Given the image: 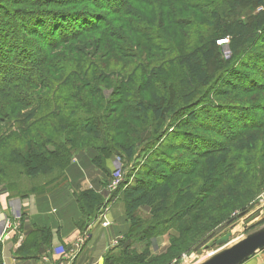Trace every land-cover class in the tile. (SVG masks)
<instances>
[{"label": "trees", "instance_id": "obj_1", "mask_svg": "<svg viewBox=\"0 0 264 264\" xmlns=\"http://www.w3.org/2000/svg\"><path fill=\"white\" fill-rule=\"evenodd\" d=\"M185 1L166 0L165 19L155 24L157 27L155 30H151L149 26L145 27L144 35H137L139 30L132 22L133 18L141 16V12L135 14L130 7L146 2L150 4L153 2L155 6L156 0H105V4L99 0L91 2L93 7L109 15L107 18L104 14L94 13L88 9L64 10L68 8L67 5L56 8L54 4L43 3L34 11L24 10V15L20 18L22 22L18 26L15 24L9 28L0 25L3 27H0V100L11 101L15 105V110L23 111L36 107L39 111H46L51 117L52 127L46 123L47 118L37 120L36 124L32 120H25L20 122L17 131L8 137L0 138V192L3 194L19 198L30 194L39 195L36 190L30 194H23L25 182L30 183L33 178L54 176L57 173L65 174L64 182L67 184V174L74 166L71 163L72 154L88 150L95 153L92 158L94 166L100 169L103 175H107L106 161L112 156L118 155L128 163L135 156L132 144L136 135L140 137L141 134L138 128L133 127L131 130L127 126L128 120L132 119L131 115L151 116L153 135L149 133L147 140L150 142L144 147L146 155L152 158L151 163L157 168H147L144 172L146 179L137 180L138 184L132 186L126 193V221L129 228L125 239L119 242V252L106 256L105 264H156L159 258H152L154 256L150 244L146 245L145 251L138 254L132 250L133 239L145 241L147 237L158 238L171 230V223L176 224V226L173 224L172 228L178 230L180 228L183 238L190 237L193 228L188 225L209 215L210 209H207V205L214 203L215 200L219 202L224 200L221 205L231 202L230 211H226L228 213L216 221V224L218 222L219 224L214 229H211L214 225H208L209 229L201 235L202 240L189 249L199 250L214 240L225 228L233 226L242 216L249 214L255 205L254 200L264 190V166L261 167V164L264 165V95L255 98L259 102L255 100L252 104H235L234 107L226 108L228 113H223V106L213 103L206 97L212 92L217 95L222 92L212 89L208 92L207 86L204 85L206 82L203 84L206 86L203 92L201 88L194 86L195 78L203 80L199 77L201 71L196 67L199 62L197 56L199 51L196 49L189 48L185 52L188 54L185 55L172 54L176 60L174 65L181 74L185 71L188 76L181 83L189 89L187 96L189 102L181 108L174 107L179 90L175 89L174 85L165 84L166 88L161 96L153 94V104L145 106L137 102L132 108L134 113H127V107L120 105L118 110L113 112L110 105L116 106L117 102L110 100L104 105L106 100L102 97L101 83L106 82V79H103L105 70L96 67V74H89L81 68L82 61L75 64L72 77H68L74 86L70 93L66 95L62 92L51 96L47 93L41 94L42 89L47 87L46 76L41 72L42 67L54 73L61 70L55 68V56L59 52L54 51L55 48L71 41H86L83 49L91 50L93 57L98 55L102 61L104 55L118 52L113 42H119L121 48H135L137 52L140 43L134 38L146 37L158 47L155 43L160 37L164 40L163 30L171 41L173 40L171 32L180 30L176 14L173 13L176 12L178 16L184 13L180 4ZM208 1L210 5L217 4V0ZM4 2L5 0H0V21L6 20L9 16L10 10L5 11ZM194 5L190 3L187 7L191 8ZM260 6H264L263 0H255V9H259ZM189 8H186L189 12L198 9ZM261 9L264 12V9ZM260 13H257L258 17ZM233 21L234 17L230 20L216 19L218 23L211 36L205 40L204 45L201 44L204 48L203 53L210 52L212 55V52L218 49L217 39L225 35L222 33ZM256 23V29L259 30L257 38L248 40L250 37L236 34L230 45V48L234 49L238 39L241 46L247 41L248 46L245 49L248 50L245 53L249 56L244 63L250 64L249 67L242 68L224 60L219 64V75H222L219 81H224L226 86L231 87L236 93L253 97L255 94H264V56L256 52L258 46L264 49V23L261 19ZM236 25L238 27L240 24ZM164 42L168 45L167 41ZM257 43L259 44L255 47ZM46 49L49 50L47 54L43 53ZM103 49L108 54L99 55ZM254 57L258 58L256 63L253 61ZM212 72H209L212 76H207L211 81L214 77ZM106 85L108 87L117 85L116 90L120 93L123 88L120 83L107 82ZM151 86L150 84L149 87L152 88ZM36 89L40 92L35 93ZM122 96L119 99L126 97L125 94ZM82 98L88 105L98 104L96 108L99 111L94 114L89 110L82 114L81 108L86 110L87 106ZM89 108L95 109L90 106ZM1 111L0 108V116ZM135 120L140 121L139 118ZM166 127L172 128L171 136L174 139L169 145L166 144V150L177 153L178 149H185L195 160H183L180 158L181 155L173 156L157 146L164 139L161 134ZM196 129L205 130L206 134L201 136L194 134L193 130ZM132 133H134L132 140L124 135ZM208 134L214 138H209ZM159 167L168 169L169 173L163 174L158 170ZM252 183L254 187L259 188L257 194L246 191ZM100 184L104 186V181H100ZM230 188L231 190L242 188L241 190L245 189V192L241 193V190L229 192ZM172 197L173 202L170 201ZM76 199L84 214V220L80 223V228L84 231L99 217L105 203L102 196L93 190L80 193ZM141 204L152 209L157 224L139 232L145 223L150 224L152 221L142 222L135 219L134 211L131 209ZM221 205H213L212 210L219 209ZM23 217L22 215L21 221ZM160 218L162 220H159ZM39 231L45 234V231ZM178 241L180 240L175 242ZM32 245L35 243L26 242L23 247Z\"/></svg>", "mask_w": 264, "mask_h": 264}, {"label": "rangeland", "instance_id": "obj_2", "mask_svg": "<svg viewBox=\"0 0 264 264\" xmlns=\"http://www.w3.org/2000/svg\"><path fill=\"white\" fill-rule=\"evenodd\" d=\"M91 2H97V0H5V2L3 3L5 11H10H8L9 16L6 18V20L3 19L2 21H0V25L9 28H12L15 24H17L18 26V24L22 22L20 18L24 15V10L34 11L43 3L54 4L56 5V8H60L59 6L67 5L68 8H64V10H72L74 8H81L82 10L88 9L94 13L104 14L105 18L109 17V15H107L103 11L100 12L98 9L93 7ZM99 2L105 4V0H99ZM155 3V6L153 5V2H151V4L146 2L140 4L138 3L130 7V9L132 8V10L135 12V14L136 12H141V16L133 18L132 21L134 26L139 30L137 35L143 34V32L145 31L144 28L147 26H149L151 30H155V24L165 19L164 7L166 5V0H156ZM190 3L195 4L191 7L192 10L195 7H198V9L190 12L187 11L186 8H189L187 6H189ZM180 5H182L184 9V13L179 14L180 16H178L176 12L173 13L176 14L175 18L176 21L179 22L178 25L180 27V30L171 32L173 37V40L171 41L168 36H165L164 30L162 28L164 40L161 39V37L159 40L157 39L155 45L158 44V47L154 46L152 41L147 40L146 37L134 38L137 42L140 43V45H138L137 47V52L135 51V48H121L122 45L119 42H113V44L116 45L115 48L118 50V52L115 54H108L105 49H103L101 53H99V55H108H104L102 61L100 60L98 55L97 57H93L94 55L91 54V50L83 49L84 42L86 41H71V43H64L58 48L54 49L53 47L52 49H54V51L59 50V52L55 56V68L61 70L54 73L48 71L46 67H42L41 72L46 76L45 81L47 83V87L44 90L42 89L41 94L44 95V93H47L51 96L57 95L58 93L62 92L66 95L70 93L74 86L72 83H70L72 81H69L68 77H72L73 70L75 69V64H77L78 61H82L83 66H81V68L83 69V71H87L89 74H96V67H99L101 69L103 68L105 70V76L103 79H106V82L101 83V86H103L102 97L106 100L104 105L107 102H110V100L117 102L116 106L115 104L110 105L112 106L111 109L113 112L114 110H118L120 105H125V108L127 107V113H131L133 112L132 108L137 102H140L145 106L153 104V94L155 93L158 94L157 96H161L163 91L165 90L164 88H166L165 84H169L168 86L174 85V88L179 90L175 99L174 107H176V109L181 108L184 107L187 102H189V97L187 98V96L189 95V89H186L188 87L183 86L181 83V81L184 78H188V76L187 72L185 73V71L183 72V74H181L177 66L174 65L176 60L174 57H172V54H175V56L185 55L188 54L185 52L189 48H192L193 50L196 49L197 51H199L197 53L199 62L197 63L196 67L201 71L199 77L203 79L201 81L198 78H195L194 86H198L199 88H201V92L205 91L204 89L206 88V86L208 88V92H210V89L222 92L220 95L212 92L206 97H208L213 103L223 106V113H228L226 108L231 106L234 107L235 104H252L253 101H258L255 98L258 95L263 96L264 94H255L254 97L253 95L245 96L242 95V93L239 94L234 92L231 87L226 86L224 81H219L222 76L219 75V64L220 62H222V60H224L226 62L230 61L232 62V64L234 63L233 65L236 64V66H242V68L249 67L250 64L244 63L248 60L249 56L245 53V51L248 50L245 49V47L248 46L247 41H245L246 43L241 46L239 45L241 44L240 39H238L235 43L236 48L234 49H231L230 45H232L233 36L236 34H239L240 36L245 35L247 36V38L250 37L248 40H252L253 37L257 38V36H259V30L256 29V22L261 19L264 23V12H262L263 10L261 9H264V6H260L261 8L259 7V9H255V0H217L216 5L211 4L213 7H211L208 0H186ZM258 12H261L259 14V17L257 14ZM233 17L234 21L232 25H228V28L222 33L225 35L217 39L216 46L218 47V49L215 50L214 53L212 52V55L210 52L203 53L204 48L203 46H201V44L204 45L205 40L209 36H211L212 30L218 23H216V19L219 20L220 18H226V20H230ZM237 23L240 24L238 25V27L236 25ZM2 26L0 27L3 28ZM160 32L162 33V31ZM164 41H167L168 45ZM221 41L223 42L220 43ZM258 44L259 43H257L255 47H257ZM48 51L49 50L46 49L43 53L47 54ZM38 52L42 53L41 51ZM150 52H152V55H150ZM256 52L264 56V49H262V47L258 46ZM202 53L204 55V58H202ZM257 59L258 58L254 57L253 61L256 63ZM67 64H69L68 67L66 66ZM254 66H256V64ZM168 67H170V69ZM62 69H64V71ZM209 72H212L214 74L212 81L211 79L209 80V77L212 76ZM208 75L209 77L207 79ZM48 76H50L51 78L49 79ZM210 81L212 82L211 84H209ZM107 82L108 84H122L123 88L121 90V93L120 91L116 90L117 85L115 87H108L106 85ZM150 84L152 85V88L149 87ZM203 84L206 86H204ZM92 86H94V84H92ZM34 92L39 93L40 90L36 89L34 90ZM123 94H125L126 97L124 99H119L120 97H123ZM0 104V108L2 110V114L0 116V138L8 137L10 136V134L17 131L20 122L25 120H32L33 123L36 124L37 120L41 118H47L46 123L50 128H52L50 125L51 117L47 115L46 111H39L38 109H36V107L24 109L23 111L22 109L15 110V105L11 101L2 102V100H0ZM84 104L87 105L85 106L86 110L79 107L81 108L80 112L82 114H86L85 112L89 110H91L90 112L94 114L95 112L99 111V109L96 108L98 104L93 103L88 105V102L85 99ZM89 106L95 109H90ZM131 117L132 119L128 120L127 126L131 130H133V127L138 128V132L139 134H141L140 137L136 135V139L132 144L134 147L135 156L131 162L128 163L124 158H120V156L114 155L111 157V159L106 161L107 175H103V172L95 167L92 163V158L93 156H95V153L88 150L82 153L72 154L71 163L75 165V168H77L79 174L77 172L70 171L72 177H74V174L76 173L74 177V179H76V185L79 175V178H81L82 180V189L86 191L93 190L95 192H101V196L104 199L105 205L104 208L100 210V215L106 212L105 215L107 216V220L109 221L108 213L110 210H115V212L121 214L122 220H119V222L117 221L118 223L116 225H120L122 229L128 226V223L126 221V193L129 189L132 188V186L138 184L137 180L146 179V177L144 176V172L147 170V168H157L154 164L151 163L152 158H149L146 155V148L144 147L145 144L150 142V140H147L149 138V133L153 135L151 130V126L153 125L151 124V116H141L140 114H138L131 115ZM137 118L140 119L139 122L135 120ZM168 127H166L164 133L161 134V136L164 137L163 141H160L157 146L165 150L168 154H175L177 156L181 155L180 158H182L183 160H195L194 156H192L191 154H187V150L185 149H178L177 153L166 150V144L169 145V143L174 140L171 136V132L173 130H171L172 128L169 129ZM167 129H169L168 132ZM193 131L195 132L194 134H198L199 136H201L202 134H206L204 132L205 130L201 129H196ZM124 135L132 140L134 133ZM211 136L212 135L208 134L209 138H214ZM161 143L165 144H163L164 148ZM239 166L240 165H238V167ZM263 166L264 165L261 164V167ZM158 170L163 174L169 173L168 169L163 167H159ZM30 181V183L25 182L23 194H30L35 190L38 193L43 194V192L51 191L53 189H60L62 187L67 188V184L66 182H64L65 174L61 175L60 173H57L54 176H39L33 178ZM100 181H104V186H101ZM254 182L257 181H253V183ZM253 183L252 186L246 191L257 194L259 192V188L254 187ZM72 185H74V183ZM71 187L74 188V186ZM241 189L242 188H238V190H231L230 188L229 192L235 190L239 191ZM240 192H245V189L243 191L241 190ZM170 201L173 202L174 198L172 197ZM182 201H184V199ZM222 203H224V200L222 202L215 200L214 203L207 205V209H210L209 215H207V217L203 219H198L194 223L188 225L193 228L190 237L183 238L184 235L183 233H180V228L179 230L176 228H172V225L174 223H171V230H169V232H167L166 234L159 236L158 238L149 239V237H147L149 240L147 239L145 241L140 239L138 240L136 238L133 239L132 250H135L136 253L141 254L146 250V245L150 244L151 253L154 256L152 258H159V262L156 264H200L222 249L221 247L213 244V241L215 239L221 238L227 232L232 231L233 235L230 239V244L224 248L233 246L237 242L245 239L248 235L264 227L263 190L260 195H258V197L254 200L253 204L255 205L249 214L238 220L233 226L225 228L224 231H222L214 238V240H211L199 250L189 251V249H191L193 245L202 240L201 238L203 237H201V235H203V233L207 229H209L208 225H214L213 227L211 226V229H214L219 224V222L216 224V221H218L223 215L228 213L226 211H230L229 209L231 208V202L221 205ZM217 204H220L221 207H219V209L212 210V206ZM131 210L134 211L136 220L139 219L142 222L152 220L150 224L148 223L149 225L145 223L144 227H142L141 231L139 232H142L146 228H150V226H155L157 224L156 218L153 217L152 209L146 207L144 204H141L140 206H134ZM259 210L261 211V214L253 221V226L245 229V220ZM20 220L14 222H19ZM159 220H162V218H160ZM109 222L111 226L112 223L111 221ZM110 226H108L107 228H109ZM173 226H176V224H174ZM126 234V230L123 231L120 241L125 239ZM176 240L180 241L175 242ZM88 242L89 239L86 243V246ZM185 243L186 246L184 247ZM243 264H264V250L255 254L252 258H250Z\"/></svg>", "mask_w": 264, "mask_h": 264}, {"label": "crops", "instance_id": "obj_3", "mask_svg": "<svg viewBox=\"0 0 264 264\" xmlns=\"http://www.w3.org/2000/svg\"><path fill=\"white\" fill-rule=\"evenodd\" d=\"M70 171L78 173L75 165ZM74 177L70 172L67 174V188L30 194L21 199L0 192V232L6 220L17 226L0 242V264H57L62 257L59 254L61 249L71 251L82 232L80 223L84 220L76 197L86 191L81 187L79 175L77 185ZM96 193L101 195L100 191ZM18 211L24 216L22 222H14V214ZM108 217L112 225L106 229L100 222L91 226L86 248L70 264H105L106 256L119 252L123 231L127 232L129 227L122 229L116 225L122 216L115 210H110ZM26 242L35 245L24 248Z\"/></svg>", "mask_w": 264, "mask_h": 264}, {"label": "water", "instance_id": "obj_4", "mask_svg": "<svg viewBox=\"0 0 264 264\" xmlns=\"http://www.w3.org/2000/svg\"><path fill=\"white\" fill-rule=\"evenodd\" d=\"M260 214L261 211L259 210L247 218L245 220V229L253 226V221L259 217ZM232 235V231H229L221 238L215 239L213 244L222 249L200 264H243L255 254L264 250V227L248 235L245 239L237 242L233 246L224 248L230 244Z\"/></svg>", "mask_w": 264, "mask_h": 264}, {"label": "built area", "instance_id": "obj_5", "mask_svg": "<svg viewBox=\"0 0 264 264\" xmlns=\"http://www.w3.org/2000/svg\"><path fill=\"white\" fill-rule=\"evenodd\" d=\"M221 43V42H220ZM106 212L102 215H100L95 221L90 224L89 228L82 231L78 238L76 239L73 248L71 251L66 252L64 249H61L59 251V254L62 256L60 262L57 264H70L72 261H74L86 248V243L88 239H90V228L95 223L100 222L103 228H107L110 226V222L107 220V216L105 215ZM22 218V212L18 211L14 214V221H18ZM16 223H11L9 220L5 221V224L2 226V231L0 232V242L6 235V233L10 230L16 229Z\"/></svg>", "mask_w": 264, "mask_h": 264}, {"label": "bare ground", "instance_id": "obj_6", "mask_svg": "<svg viewBox=\"0 0 264 264\" xmlns=\"http://www.w3.org/2000/svg\"><path fill=\"white\" fill-rule=\"evenodd\" d=\"M231 242V241H230Z\"/></svg>", "mask_w": 264, "mask_h": 264}]
</instances>
